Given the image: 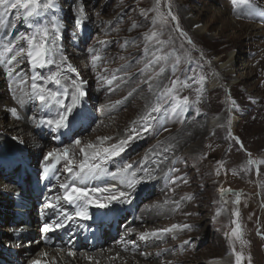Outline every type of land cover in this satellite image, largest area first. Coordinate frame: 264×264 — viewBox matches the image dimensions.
<instances>
[{
  "label": "rangeland",
  "instance_id": "1",
  "mask_svg": "<svg viewBox=\"0 0 264 264\" xmlns=\"http://www.w3.org/2000/svg\"><path fill=\"white\" fill-rule=\"evenodd\" d=\"M55 3L54 15L61 29L57 44L65 58L61 67L70 79L83 81L82 89L86 93L71 113L69 119L72 121L83 116L80 120L93 127L107 111L102 118L111 119L107 126L112 135L119 132L115 118L122 128L128 129L138 116L143 113V117L157 103L156 81H152L153 91H149L144 82L159 70V65L145 69L151 53L162 48L170 57L164 65L166 72L160 77L164 84L174 78L171 76L174 61H180L175 74L191 86L181 88L178 94L181 98L188 96L189 104L175 112L169 105L166 113L150 122L148 131L143 130L145 122L140 117L133 128L136 132L124 138L134 137L122 157L113 164L104 165L108 171H115L126 163H133L138 173L136 177H145L148 171H154L159 163L157 160L165 158L157 173L164 171L166 175L152 191L156 192L167 183L166 196L178 203V206L174 203L176 208L171 212L174 225L191 226L190 230L179 229L174 239L172 256L175 264H235L233 247L243 254L242 264H264V0H251L256 9L253 16L245 14L243 4L239 5L241 14L237 16L231 0H160L159 10L168 21L163 26L155 20L156 0H55ZM169 10L175 20L167 15ZM203 10H207L205 15ZM14 13L15 10L7 20L9 25L15 22L16 27L0 28V37L12 39L31 31L22 20H15ZM134 23L136 28H132ZM153 31H159L158 38L166 43L153 46L154 40L148 42L149 54L146 56L145 36ZM93 48L101 57L95 68L94 53L90 51ZM234 58L237 60L232 64L229 76L225 77L223 69ZM67 64L76 71H69ZM56 70L55 65L46 66L35 69V74L47 76ZM17 71L27 83L15 73L9 78L5 68L0 66V137L8 139L9 144L8 147L0 141V168L5 169L4 163L11 155L19 157L28 152L24 139L18 135H2L6 124H20L25 119L31 129L37 130L41 126L46 129V125L33 121V103L25 100L23 104L19 103L24 97L21 88L28 91L31 87L29 78L33 70L25 63ZM86 73L91 76L84 80ZM113 76L116 79L109 85L107 80ZM37 83L57 90L53 83L39 80ZM64 102L71 103V97H66ZM12 108L17 110L16 116L12 115ZM24 108L23 118H18V112ZM84 110L91 113L92 118ZM58 111H52L50 115L57 117ZM211 117L222 121L217 128L207 132L206 120ZM75 124L81 123L71 126ZM82 126L83 129L86 127ZM103 126L85 132L88 143L97 141V145L101 144L97 138L107 137ZM191 135L193 137L187 139ZM48 143L39 160L51 151L50 140ZM115 143V139L104 141L102 146ZM84 145L86 143L82 142L81 146ZM56 146V149H64L67 145ZM73 150L78 152L76 145ZM249 159L258 163L248 165ZM141 166L144 170H139ZM61 174H68L64 166L59 171V176ZM4 179V184L10 179L16 183L17 175L11 174ZM220 188L231 190L226 192L224 201ZM237 194L238 204L235 203ZM149 198H143L137 206ZM192 205L190 221L187 213ZM236 211L238 217L233 215ZM236 224L242 233L239 240L231 237ZM7 225L0 223V228ZM3 242V245L10 244Z\"/></svg>",
  "mask_w": 264,
  "mask_h": 264
},
{
  "label": "bare ground",
  "instance_id": "2",
  "mask_svg": "<svg viewBox=\"0 0 264 264\" xmlns=\"http://www.w3.org/2000/svg\"><path fill=\"white\" fill-rule=\"evenodd\" d=\"M202 13L205 15L207 10H203ZM222 27L224 26L222 25ZM224 30L225 29H222L221 31L224 32ZM236 60V58L232 59L230 63L224 67L223 70H225L226 73L225 77L229 76L232 64L235 63ZM90 76V73H86L84 75V80L89 79ZM25 89V87L21 88V90H23L22 95H24L25 92L31 91L30 86L28 91H25ZM24 100L26 103H33V107H35V111L32 109L33 112H31L34 122L40 123L41 120L47 121L49 119H55L57 117L50 115L52 111L57 112L58 110H62L58 109L57 107L55 108V106L51 109L45 108L44 110H41L38 101H30L26 97ZM93 106L95 105L93 104ZM25 110L26 109L24 108V110L18 112L20 113L18 118H23L22 114ZM45 110L47 111L45 112ZM85 112L91 117V113L88 111ZM106 114L107 111L101 114L100 119L96 123L97 125L93 127H91L90 124H84V122L80 120L82 118L84 119V117L81 116L78 120L72 121L69 119L67 127L62 128L59 131L51 130L50 132L48 128H46L48 130L47 131L44 126L43 128L42 126L37 128V130L35 128L31 129L29 127L30 124L25 123V119L20 124L15 122H9L6 124L2 135L7 136V133L18 135L19 138L24 139V143L27 146L26 148L28 152L26 151V154H20L19 157L11 155L4 163L7 169H5V167L0 168V188H4L3 191L0 190V223L6 222V224L10 223L11 225H14H7L3 228H0V240L5 239L6 241L10 242L8 251L9 249L10 251L13 249V251L7 255L9 258H11V261L7 260L5 264H23L25 262H27V264H32V261L37 259L41 261V264H175L174 256H172V252L174 251L173 242L179 234V229H173L171 232L162 233L158 236H149L147 239L141 238V234L143 232L170 228L175 223L171 212L175 210L176 206H174L175 204L172 202V200L166 196V191L169 189L166 185L167 183H163V186L161 185V189L156 190V192L152 191L154 185H157L158 181H161L162 177L166 175L164 171L157 173V170L159 168L161 170V166L164 165L165 158L157 160L159 163L156 168H154V171H148V174H146L145 177L142 176L143 180L137 183L134 188H128L126 184L120 183L119 178L114 180L111 176H104L100 179L93 180L87 185L89 188L111 187L112 185H115L119 190L131 193L130 202H125L122 200L113 201L107 208H99L94 205L89 207V215L99 217L97 214H104L105 216V214L114 212L116 213L114 215L118 216L116 229L113 232L112 230H106L107 227L111 226V223L108 221L109 216L107 215L106 218H104L102 215H100L103 217L101 220L102 224L97 226L99 230L103 229L101 232L102 243L100 245H96L94 249H90V246L83 245L81 243L80 245L83 247V249L74 252L70 251V248L65 245L59 248L44 247L41 245L43 237L59 235L62 230L68 228L73 230L79 221L77 219L78 217L75 215V205L68 204L63 200V190L59 188V184L66 182L68 177V174H61L59 176V171L61 168H63L65 162L61 160V162L56 166L57 170L55 171V174L50 172L45 177V172L43 169L45 167L43 166L50 162H45L43 159L44 157L42 160H39L38 158L43 150L49 145V140L51 144V151L56 149V145L64 144L67 145L64 146V148H68L70 152L74 151L73 149L75 147V143L73 141L75 139H79L87 144L90 141H88L89 137L85 134V132H90L91 130L97 129L98 125H104V129H102L105 130L107 137L110 138L106 141L109 142L115 139L116 142H118L132 132L135 123L140 120V117L143 113L131 123V126L128 129L122 128V125L117 122L118 119L115 118V126L119 130V132L115 135H112L109 132L110 130L107 126L111 119L102 118L103 115L105 116ZM88 115H86V117L89 118V121H92ZM31 120L32 119H30V121ZM221 121L222 119H217L215 117H211L206 120L205 128L207 132L217 128V125L220 124ZM77 122L81 124H75L74 127L71 126ZM46 124L47 123H44V125ZM82 125H85L86 127L83 129ZM81 126L82 129H79ZM49 136H51V139H49ZM192 137L193 135L188 136L187 139ZM0 141H4L6 146L9 147L7 142L8 139L5 137H0ZM93 144H98V142L94 141ZM122 155L123 152H121L118 156L112 157L106 163L109 165L113 164V161L122 157ZM21 166L24 170L23 176L19 175L21 172ZM164 168L166 170V167ZM39 172L42 173V181L45 180L47 184L54 183L55 187L51 189V193L47 197L48 199L42 206L41 210L44 211L43 221H34L36 216L33 214V209L31 206L29 207V205L24 206L23 203L21 204L20 200L21 198L24 200H33L34 192L33 189L31 190L29 188V184L32 183L31 175H37ZM11 174L17 175V179L22 180L21 188L17 187L16 183L11 182L12 179H10L8 183H5L6 185L4 184V178H8L11 176ZM136 174L138 173L136 172ZM56 176H59V180L56 179ZM140 178L141 177H136L137 180H140ZM37 185L38 190L41 191L39 182H37ZM22 186L24 189H22ZM29 191L33 193L31 194ZM57 196L60 197L59 201L56 199ZM147 197L151 198L143 202L138 207V203L143 200V198ZM50 201L53 203H58L60 210L73 218L70 221L65 220L66 226L63 228L44 232V226L47 224L49 227H52L53 220L56 218V212L48 207ZM165 201L168 202L165 203ZM15 203L19 205H16ZM11 204L12 207L8 208V206ZM31 210L33 218H31ZM17 212L20 214L15 215L14 213ZM23 212H26V214H21ZM192 214L193 205L190 207V210L187 213L190 221L192 219ZM127 217L130 218L126 219ZM18 218L20 219V224L17 221ZM26 219L30 222L29 225L24 223ZM35 233H38L39 235L37 236ZM69 252H72L75 255L70 256L68 254Z\"/></svg>",
  "mask_w": 264,
  "mask_h": 264
},
{
  "label": "snow or ice",
  "instance_id": "3",
  "mask_svg": "<svg viewBox=\"0 0 264 264\" xmlns=\"http://www.w3.org/2000/svg\"><path fill=\"white\" fill-rule=\"evenodd\" d=\"M231 2L234 5V12L237 16L241 14L238 10L240 4H243L245 14L249 16L256 14L255 6L251 3V0H231ZM156 4V8L153 9V11L157 14L155 20L162 26L166 25L168 22L167 18L159 10L160 0H156ZM55 9V0H0V28H7L9 26L13 28L16 27L15 22L9 25L7 20L9 14L15 10V20H22L23 23L31 30L28 33L19 34L12 39L0 37V66L5 68L6 75L9 78H12L15 73L24 83H27V81L24 80V76L20 75L17 69L25 63L30 66L33 70V74L29 78L31 81V91L25 92L24 97L30 101H38L41 110H44L45 108L51 109L54 106L58 109H62V111H58L57 118L40 121L41 124L47 123L50 127H52L53 131H59L60 129L68 126L71 113L86 93L82 89L83 81L78 82L76 79H70L61 67L65 64V58L62 56L60 47L57 44L61 29L59 24L56 22L54 15ZM49 13L52 15L49 16ZM167 15L171 16L173 20L176 19L170 10ZM45 20L48 21L47 24L44 23ZM79 22L80 21L78 20L77 23ZM136 27L137 25L134 23L132 28ZM159 35V31H153L150 34H146V56L149 54V48L147 46L148 42L154 40L155 43L153 46L163 45L166 43L158 38ZM189 43H191L190 40ZM90 51L94 53L93 66L95 68L96 61L100 60L101 57L95 54V48ZM157 52L160 54L157 55ZM157 52H152L151 58L148 59L145 64V69L153 65H159V70L156 71L154 75H150L144 81L148 84L149 91H153L154 85L152 81H156L155 89L157 91L155 94L158 97L157 103L151 107L149 112L141 117V119L145 122L143 127L144 131H148L152 120L158 119L160 114L166 113L169 110V105L171 106L172 112H175L177 109L183 110V108L189 104L188 96H183L181 98L178 94L181 88H189L191 86L187 83V81H182L175 74V68L180 63L179 59H176L173 63L171 76L174 78H170L169 83L164 84L163 81L160 80V77L164 76L166 72L164 65L168 62L170 57L168 54L163 53L162 48H158ZM53 65L56 66L57 70L50 72L49 75L41 76L35 74V69ZM67 69L71 72L76 71L71 64H67ZM25 75H27V73H25ZM100 79L105 78L100 77ZM114 79H116L115 76H113L112 79H108L107 83L111 85L112 80ZM38 80L55 84L57 86V90L47 88L43 83H37ZM68 96L71 97V103L66 104L64 99ZM24 97L19 99V103H24ZM10 111L13 116L17 115V110L15 108H12ZM153 113L156 115L154 116ZM132 132H136V130L133 129ZM136 134L138 135L139 133L137 132ZM133 138L134 137L132 135H129L126 139L119 140L117 143L111 144L107 147L102 145L104 141L110 139L109 137H98L97 139L101 141L100 145L87 143L84 146H81V140L76 139L74 143L78 148V152H70L68 148L54 149L53 151H49L44 156V161L50 162L45 164L44 172L46 175L49 172L55 173L57 170L56 166L61 162V160L65 162L64 171L68 173V177L66 182L59 184V188L63 190V200L68 204L75 205L76 217L84 220L89 219L90 216L88 209L93 205L99 208H107L113 201L122 200L130 202L131 193L119 190L115 185H112L111 187L92 188L87 187V185L91 181L100 179L104 176H111L114 180L119 178L120 183L126 184L128 188H134L137 183L143 180V177H141L140 180L136 179V169H134L133 163H126L117 168L115 171H108L104 166L109 159L120 155ZM165 151H167V149H165ZM78 156L82 157V159H78ZM247 163L248 165H252L258 162L249 159ZM139 170L144 169L141 166ZM56 179L59 180V176H56ZM173 183H175V181H173ZM230 191V189L226 190L224 188H220L222 201H224L226 192ZM186 198L191 199V197ZM56 199L59 201L60 197L57 196ZM167 202L168 201H165V203ZM235 203H239L238 194ZM48 207L56 212V218L53 220L52 227H49L47 224L44 226V232L63 228L66 226L65 220L70 221L73 218L60 210L58 203L50 201ZM233 215L238 217L239 212L236 211ZM233 223H235V221H233ZM181 228L190 230L191 226L187 224L183 226L172 225L171 228L146 231L141 234V238L147 239L149 236H158L162 233L171 232L173 229ZM241 235L240 226L239 224H236V227L231 231V237L239 240ZM231 242L232 241L230 240V243ZM184 243L187 244L189 241H184ZM232 252L235 255V264H242L243 254L236 252L234 247L232 248ZM68 254L70 256L75 255L72 252H69ZM32 264H41V261L39 259L33 260Z\"/></svg>",
  "mask_w": 264,
  "mask_h": 264
}]
</instances>
